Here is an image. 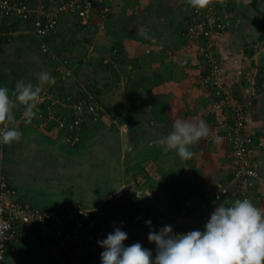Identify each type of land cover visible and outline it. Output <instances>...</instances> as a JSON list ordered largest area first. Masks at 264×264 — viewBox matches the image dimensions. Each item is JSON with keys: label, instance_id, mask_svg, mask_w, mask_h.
<instances>
[{"label": "crops", "instance_id": "1", "mask_svg": "<svg viewBox=\"0 0 264 264\" xmlns=\"http://www.w3.org/2000/svg\"><path fill=\"white\" fill-rule=\"evenodd\" d=\"M28 1L29 17L17 24V33L9 42H0V73H7L6 80L0 78V86H6L15 99L18 81L35 86L37 74L48 72L55 82L44 84L41 92L53 96L68 88L78 92L99 73L102 85L98 90L105 100H98L100 120L85 123L78 130L77 143L66 142L73 132L63 129L53 134L55 122L43 124L34 117L16 127L22 132L19 142L0 145V173L15 187L21 202L52 210L82 204L104 215L110 229L119 227L148 240L150 230L158 231L164 225H172L177 233L203 230L215 207L240 199L238 194H229L213 207L201 201L186 212L178 207L176 178L193 173L204 185L217 187L230 179L232 165L224 127L217 128L220 116L208 113L210 98L200 83L205 73L200 50L185 48V17L191 9L187 0H109L111 13L104 28L95 32V20L89 28L77 23L79 36L90 32L84 39L88 47L83 54L71 51L68 56L57 52L63 49L57 35L67 20L43 41L33 32L40 0ZM215 1L225 23L219 43L215 40L220 49V77L229 80L242 99H251L247 131L262 141L251 158L259 173L249 200L264 211V86L260 98L253 88L257 81L263 83L264 0ZM43 43L49 48L47 53L39 48ZM62 58L68 59L72 72L66 80L58 76ZM96 82L90 85L97 86ZM23 109L17 102L14 115ZM59 109V115L73 114L68 106ZM177 119L203 120L211 131L189 146V159L157 146L159 138L173 131ZM123 128L131 141L127 153ZM0 264H51V257L25 238L7 244Z\"/></svg>", "mask_w": 264, "mask_h": 264}, {"label": "built area", "instance_id": "2", "mask_svg": "<svg viewBox=\"0 0 264 264\" xmlns=\"http://www.w3.org/2000/svg\"><path fill=\"white\" fill-rule=\"evenodd\" d=\"M191 8V16L195 22L186 33L187 43L189 46L193 40L200 42L206 67L202 84L211 93L212 98L208 113L225 115L219 126L224 127V136L229 144L233 164L230 179L217 187L204 185L193 173L176 178L174 183L179 192L178 207L181 212L190 210L199 201L213 205L229 194H238L242 199H249L246 193L254 189L258 178L256 168L251 163V154L256 146L260 147L262 144L259 138L246 131L251 99H242L234 86L226 89L222 87L224 82L220 78L221 64L209 31V27L213 32L220 34L224 30L223 23L215 15L216 7L210 4L199 11ZM64 11L70 13L82 27L95 20L98 28L102 29L111 13V6L109 0H66L49 12L40 9L33 22L34 33L43 41L47 39L56 29ZM29 15L28 0H0V35H4L1 31L3 22L15 25L26 20ZM48 50L43 43L42 52L46 53ZM67 63V58L61 59L62 67L58 76L62 80L72 77ZM92 95L94 94L86 91L85 97L68 93L66 98H59L48 92H40V100L35 105L38 108L35 117L43 124L47 121L55 122L52 127L53 134H58L63 129L73 132L72 137L66 136V142L77 143L80 140L78 130L85 123L97 122L101 118V106ZM59 106H68L72 116L59 115ZM23 111L14 115L15 119L10 127H17L25 120ZM113 231L107 225L104 215L82 204H75L63 210L28 206L19 200L15 187L0 173V261L4 257L7 244L26 238L51 257V264H100L103 248L97 241L106 238L107 234ZM136 242L152 249L155 255L154 243L127 233L125 245Z\"/></svg>", "mask_w": 264, "mask_h": 264}, {"label": "clouds", "instance_id": "3", "mask_svg": "<svg viewBox=\"0 0 264 264\" xmlns=\"http://www.w3.org/2000/svg\"><path fill=\"white\" fill-rule=\"evenodd\" d=\"M187 2L199 11L212 0ZM37 78L39 83L35 86L18 81L15 99L6 86H0V145H11L21 139L22 132L9 126L15 119L13 110L17 102L24 105L23 116L31 122L36 116L33 109L40 100L42 86L55 82L48 72L38 73ZM172 127L171 133L159 138L157 146L165 152L175 150L181 159L191 158L189 146L211 135L203 120L177 119ZM145 223L152 225L151 220ZM126 239L127 233L116 227L97 241L103 248L100 264H264V211L247 198L237 199L231 205L222 202L215 207L203 230L177 233L172 225L150 230L147 239L155 244V255L140 242L125 245Z\"/></svg>", "mask_w": 264, "mask_h": 264}, {"label": "rangeland", "instance_id": "4", "mask_svg": "<svg viewBox=\"0 0 264 264\" xmlns=\"http://www.w3.org/2000/svg\"><path fill=\"white\" fill-rule=\"evenodd\" d=\"M39 0H33V2H35V3H37ZM61 2H63V3H65L66 2V0H40V3H38V5L40 4L41 6H40V8L39 9H46L47 10V12H49V11H51V9L52 8H54L57 4H59V3H61ZM213 4H215L217 7H218V4H217V2L215 1V0H213ZM40 11V10H39ZM62 20H67L66 21V23H64L65 24V29H64V31H62L59 35H57V40L59 39V41H61L62 42V47H63V49L62 50H60V51H57V52H59L60 54H61V56H68V53L69 52H71V51H76L77 53H80V54H83L84 53V51L85 50H87V48L86 47H88L87 46V42L84 40V39H86V37H88V34L90 33V32H84V35L82 34V35H80L79 36V34H80V31L78 30L79 29V27L76 25L77 24V21H76V19H74L71 15H70V13H68V12H66V11H64V12H62L61 13V15H60V21L58 22V24H57V27H56V29L47 37V39L50 37V36H52L55 32H56V30L58 29V25H59V23L62 21ZM67 22H73L74 24H67ZM87 28H89V26H87ZM94 31L95 32H101V31H99V28H95L94 29ZM209 31H210V33H211V35H210V38H211V40H212V42H213V44H216L215 43V40L217 39V42L219 43V38H220V36L222 35V34H220V33H216V32H213L212 30H211V28L209 27ZM34 32V31H33ZM83 33V32H82ZM86 33V34H85ZM93 33V32H92ZM35 34V33H34ZM77 39H80V40H82V41H80V43L78 44V41H77ZM87 40V39H86ZM184 44H185V48H186V50H191L192 48L193 49H197L198 47L199 48H201V46H199L200 45V42L199 43H197V42H191V45H189L188 46V43H187V38L184 36ZM142 44V48H144V50H146L147 48H145L144 46H143V43L144 42H141ZM145 45V44H144ZM217 45V44H216ZM218 46H220V45H218ZM42 47H43V44L39 47L41 50H42ZM95 47L97 48L98 47V45H95ZM94 47V51H96V48ZM217 47V46H216ZM118 48H119V45H117V44H115L114 46H113V50L115 51H117L118 50ZM51 50V49H50ZM112 50V51H113ZM149 50V49H148ZM52 51H54V50H52ZM113 51V52H114ZM124 51L125 50H122L121 52L122 53H124ZM215 51L217 52V57H218V53H219V51H220V49L218 50V48H215ZM97 52H99L98 50H97ZM47 53V52H46ZM53 53H55V51L53 52ZM125 53H127V52H125ZM58 55V54H57ZM120 56H123V55H120ZM247 57H249V55L247 54L246 55ZM81 57H82V55H81ZM96 61H98V59L96 58ZM240 61H241V63L244 61V58L243 57H241L240 58ZM204 65V64H203ZM96 68H97V71L99 70V64L96 66ZM203 68L205 69L206 67H205V65L203 66ZM138 70H141V68H138L136 71H138ZM221 71V70H220ZM99 72V71H98ZM96 73V72H95ZM98 75H96V77H95V79L94 80H90V81H88L87 83H85V86H84V88L86 89V88H89V89H91V92L93 93V94H95V95H92L93 97H95L96 98V100L98 101L99 100V97L101 98V100L102 101H104L105 99H104V97L102 96L103 95V93H98L96 90L99 88L100 89V85H102V81L100 82V81H98V78H99V80H100V76H99V73H97ZM205 74V73H204ZM204 74L202 75V77L204 76ZM3 76H5V77H7V73H5V72H1L0 73V78H2V79H5L6 80V78H3ZM202 77H201V81H200V83H201V85H203L202 84ZM221 78V77H220ZM97 81L96 82V84H97V86H95V85H90L93 81ZM221 80H222V78H221ZM68 82V81H67ZM224 82V85H222V87L223 88H228V87H230V86H232L233 84H231L230 83V81L229 80H226V81H223ZM201 85H200V88H201ZM203 87V86H202ZM88 89V90H89ZM203 89H204V91H207V93H208V95H209V100H211L212 98H211V93L208 91V90H206V88L205 87H203ZM79 90V89H78ZM75 91H77V90H70L69 88L68 89H66V91H63L64 92V94H62L63 92H59V93H57L58 95H60V96H58L56 93L53 95V96H55V97H59V98H66V95L68 94V93H73L74 94V96H76V95H78L77 94V92H75ZM46 92H48V91H46ZM112 97H110V99H111ZM100 102V101H99ZM103 104L105 105V103L103 102ZM210 104V103H209ZM102 110V109H101ZM210 114V113H209ZM211 115H214L215 117L216 116H220V122L219 123H221V122H223L224 120L223 119H225L224 117H225V115H222V114H211ZM100 120V119H99ZM98 120V121H99ZM217 122V128L218 129H220L221 130V128L223 127V125H221V126H219L218 125V121H216ZM246 128H247V126H246ZM123 130H124V128H123ZM217 130V129H216ZM127 131V130H126ZM223 132H224V128H223V130H222ZM246 131H247V129H246ZM248 132V131H247ZM246 132V133H247ZM249 133V132H248ZM227 140V139H226ZM228 142V141H227ZM262 143V142H261ZM261 146H262V144H261ZM261 146L259 147V146H256L254 149H253V152H252V154H251V158H252V156L254 155V153H255V151L256 150H258V149H260L261 148ZM230 151V150H229ZM230 155H231V153H230ZM231 158H232V155H231ZM251 163H252V160H251ZM232 164H233V158H232ZM253 164V163H252ZM256 168V167H255ZM256 171H257V173H259L258 172V170H257V168H256ZM80 181V180H79ZM80 183H82V182H80ZM254 191H256V189L254 190ZM246 197H250V192L248 191L247 193H246ZM250 199V198H249ZM240 200H243L241 197H240ZM221 201V200H220ZM112 202V201H111ZM111 202H108V203H111ZM219 202V201H218ZM218 202H215V203H213V205H211V207H213L215 204H217ZM107 203V204H108ZM87 207V206H86ZM90 209V208H89ZM212 211V210H211Z\"/></svg>", "mask_w": 264, "mask_h": 264}, {"label": "trees", "instance_id": "5", "mask_svg": "<svg viewBox=\"0 0 264 264\" xmlns=\"http://www.w3.org/2000/svg\"><path fill=\"white\" fill-rule=\"evenodd\" d=\"M212 5H214L215 7H216V13H215V15L218 17V19H220V21H221V23H223V25H224V29H225V23H224V21L222 20V17H221V14H220V9H219V7H217L215 4H213V0H212V3H211ZM192 9V8H191ZM191 9H190V11H189V13L186 15V19H185V23H186V28H185V31H184V34L186 35V33H187V31H188V29H189V27H191L192 26V24L195 22V21H193V19H192V11H191ZM204 10V9H203ZM8 18V17H7ZM3 21H5V20H3ZM219 23H220V21L219 20H217ZM7 22H8V20H7ZM17 24H9V23H7L6 24V22H3L2 23V25H1V31L4 33V35H0V42H5V43H7V42H9L11 39H12V37L14 36V34L15 33H17ZM217 27V26H216ZM187 39H188V36L186 35L185 36ZM197 42V43H199L198 42V40H193V41H191V42ZM189 45H191V43L189 44ZM200 46V45H199ZM197 49H199L200 50V56H201V58H202V60H203V57H202V54H201V48H197ZM204 62V61H203ZM206 72V71H205ZM95 85V84H94ZM89 88H84V89H79L78 90V92H77V94H78V96H82V97H85V93H86V91H88V92H91V89H89ZM98 93H100V91L97 89L96 90ZM92 93V92H91ZM97 102H99V101H97Z\"/></svg>", "mask_w": 264, "mask_h": 264}, {"label": "water", "instance_id": "6", "mask_svg": "<svg viewBox=\"0 0 264 264\" xmlns=\"http://www.w3.org/2000/svg\"><path fill=\"white\" fill-rule=\"evenodd\" d=\"M261 65H262V74H261V78L263 79V83H259L258 81L253 84V88H255V94H259L257 95L258 98L261 97V95L263 94L262 91L260 90V87H263L264 86V55L261 57ZM123 140H124V150L125 152L127 153L130 148H131V141H130V138L128 137V134H127V131H123ZM131 188V185H129ZM128 187V186H127Z\"/></svg>", "mask_w": 264, "mask_h": 264}]
</instances>
